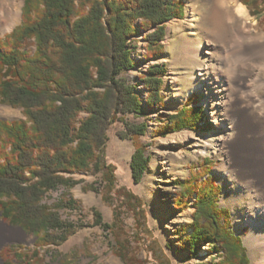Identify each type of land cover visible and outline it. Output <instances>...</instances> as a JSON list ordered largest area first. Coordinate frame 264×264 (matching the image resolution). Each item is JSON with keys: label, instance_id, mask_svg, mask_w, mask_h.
<instances>
[{"label": "trees", "instance_id": "1", "mask_svg": "<svg viewBox=\"0 0 264 264\" xmlns=\"http://www.w3.org/2000/svg\"><path fill=\"white\" fill-rule=\"evenodd\" d=\"M258 1L240 0L255 9ZM183 9L181 0H23L21 22L0 37V101L22 114L0 119V212L3 221L34 236L36 248L28 256L18 252L23 246L11 245L4 264L29 261L73 232L44 198L62 188L60 202L74 205L65 196L79 183L78 173L99 174L104 198L113 192L112 222L93 209L94 224L110 233L112 250L125 264L140 263L138 237L122 218L130 212L142 226L143 204L116 185L115 166L104 154L107 130L116 121L124 124L120 135L134 142L130 169L139 183L150 161L147 145L138 141L148 123H129L126 116H148L164 104L165 64L142 65L164 59L166 26L181 19ZM139 34L146 51L137 57L133 43ZM132 69L137 74L130 82L123 76ZM195 97L164 116L154 137L207 128L204 107L193 102ZM211 171L212 162L204 160L187 178L173 182L178 187L173 209L192 208L191 222L175 230V250L185 251L189 261L206 246L208 260L192 264H251L242 237L232 230L229 210L219 204L221 186ZM59 263L71 264V259L62 256Z\"/></svg>", "mask_w": 264, "mask_h": 264}, {"label": "rangeland", "instance_id": "2", "mask_svg": "<svg viewBox=\"0 0 264 264\" xmlns=\"http://www.w3.org/2000/svg\"><path fill=\"white\" fill-rule=\"evenodd\" d=\"M181 1L184 4L182 18L173 19L166 26L164 59L144 62L142 65L145 68L153 62L165 64L167 73L164 77V104L148 116H126L129 123H140L144 120L148 123L146 135L141 136L138 141L147 145L146 153L149 154L150 161L139 183L133 182L130 169L134 142L120 135L125 131L124 124L116 121L107 130L108 139L104 154L106 161L115 166L116 185L130 190L141 199L143 204L141 210L145 218H140L143 225L141 226V222L137 221V216L127 211L123 214V224L131 235L138 237L134 245L139 264H192L196 261L208 260V254L205 252L206 246L202 247L195 260H185L187 255L185 251L176 252L178 235L175 230L179 225L191 222L192 208L175 210L172 207V200L178 190L173 182L176 179L187 178L200 163L210 160L212 162L211 174L215 177L216 183L221 186L219 204L229 210L232 230L242 237L251 264H264L260 252L254 248V242L247 240L250 232V226L246 223L248 212L240 201L236 204L232 201L237 198V188L229 176L223 175L221 170L224 158L219 154V150L228 130L222 128L217 119L221 108L219 96L216 92L211 93L209 80L204 79V74H198L197 68L201 66L188 57L190 53L186 54V50L199 44L202 57L208 62L215 63L219 59V54L214 50L207 54L204 52L205 48L208 44L211 47L227 46L232 43V40L224 42L222 36L211 35L207 28L205 29L202 21L209 6L205 5L202 0ZM16 2L20 10L19 18L1 30L0 37L21 22L23 0H16ZM257 4L256 9L244 5L247 16L241 20V23L250 24L249 32L252 36L264 34V2L261 0ZM141 38L140 34L137 35L136 44L133 43L138 47L137 57L146 51L144 49L146 41ZM210 72L211 70L209 74ZM136 74L137 70L132 69L123 77L131 82ZM194 96L196 97L193 102L204 107L209 123L207 128L196 131L182 129L165 136L154 137L153 131L158 127V122L164 116L174 112L188 98ZM259 105V102L255 103L254 107L258 110ZM21 117L19 108H13L0 101V119L13 120ZM74 178L79 180V183L72 187L65 196V199H72L74 205L64 201L63 204L60 202L63 195L62 188L48 192L44 198V202L56 208V212L64 222L72 224L73 232L59 246L42 248L37 257H31L29 261H23L20 264H61L59 259L62 256L71 259V264H125L112 250L113 239L110 233L94 224L92 211L93 209L98 210L103 220L111 223L116 204L115 195L112 192L104 198L99 174L78 173L74 175ZM88 184H92L97 190L88 189L86 187ZM54 204H61V206L57 208ZM3 223L20 230L15 225H10L5 221ZM20 231L21 233L8 234V238H5V242L1 245L0 259L3 264L4 259L10 257L6 249L11 245L23 246V249L17 250L28 256L36 248L34 236Z\"/></svg>", "mask_w": 264, "mask_h": 264}, {"label": "bare ground", "instance_id": "3", "mask_svg": "<svg viewBox=\"0 0 264 264\" xmlns=\"http://www.w3.org/2000/svg\"><path fill=\"white\" fill-rule=\"evenodd\" d=\"M202 2L209 6L202 21L205 29L232 43L217 47L208 44L205 53L214 50L219 54L215 63L202 57L199 44L186 50V54L190 53L188 57L201 66L197 68L198 74L209 80L211 93L219 96L221 108L217 119L228 130L219 150L224 158L221 170L237 188L239 199L232 201L244 204L248 212L246 223L250 226L247 240L254 242L264 262V34L252 36L250 24L241 23L247 11L240 1ZM19 15L16 0H0V31L17 21ZM258 102L257 110L254 104ZM12 232L21 233L0 219V247Z\"/></svg>", "mask_w": 264, "mask_h": 264}, {"label": "water", "instance_id": "4", "mask_svg": "<svg viewBox=\"0 0 264 264\" xmlns=\"http://www.w3.org/2000/svg\"><path fill=\"white\" fill-rule=\"evenodd\" d=\"M1 213V212H0ZM1 215V214H0ZM17 228H19L20 230H22V232H25L20 226H17Z\"/></svg>", "mask_w": 264, "mask_h": 264}]
</instances>
